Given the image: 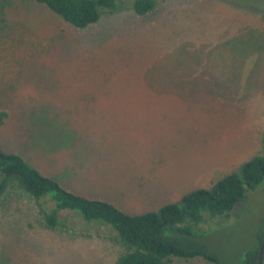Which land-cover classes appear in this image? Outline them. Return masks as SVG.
<instances>
[{"label":"rangeland","instance_id":"374dc122","mask_svg":"<svg viewBox=\"0 0 264 264\" xmlns=\"http://www.w3.org/2000/svg\"><path fill=\"white\" fill-rule=\"evenodd\" d=\"M154 2L136 15L131 0H115L114 11L75 28L34 0H0V148L127 214L175 202L264 156V55L244 60L241 74L248 67L250 75L241 88L249 91L234 105L202 101L197 64L178 93L143 81L155 60L179 58H156L177 40L215 38L229 58L233 31L248 46L264 38V0ZM74 213L59 211L46 226L33 198L9 180L0 193V264H112L123 251L115 232ZM192 229L219 264H241L264 231V179L228 215L204 213Z\"/></svg>","mask_w":264,"mask_h":264},{"label":"trees","instance_id":"16d2710c","mask_svg":"<svg viewBox=\"0 0 264 264\" xmlns=\"http://www.w3.org/2000/svg\"><path fill=\"white\" fill-rule=\"evenodd\" d=\"M34 1L75 28H84L94 23L102 12L110 13L116 8L115 0ZM154 4V0H131L130 7L134 14L142 15ZM263 48L262 36L250 46L251 52L261 55H264ZM6 115L5 110H0V123ZM0 175V193L9 180L14 182L33 198L48 227L57 224L59 211L63 210L75 212L85 221L108 225L115 232L114 239L123 247L112 264H170L168 256L201 257L219 264L192 227L203 221L204 213L208 216L228 215L235 203L264 179V156H251L236 171L221 175L209 187L194 188L175 202L138 214H127L109 202L74 194L41 174L19 154L1 148ZM261 236L254 249L244 251L241 264H256Z\"/></svg>","mask_w":264,"mask_h":264},{"label":"crops","instance_id":"0c3cea01","mask_svg":"<svg viewBox=\"0 0 264 264\" xmlns=\"http://www.w3.org/2000/svg\"><path fill=\"white\" fill-rule=\"evenodd\" d=\"M234 34L233 31V36H240ZM233 36L231 37L232 42L229 44V58L228 52H226V43L215 38L199 40L196 39L197 37H188L186 41L177 40L173 42L175 44L160 48L159 50H163L156 54V58L162 56L166 59L175 56L179 58L175 57L173 61L157 59L148 67L146 66L144 83L154 89L161 87L163 90L178 93L181 90L182 78L188 77V67L197 64L202 68V74L200 76L193 74L195 75L194 81L200 83L202 101L214 99L213 101L228 105L243 102L244 92L249 91V85L241 88L243 76L250 75L248 67L245 70L246 73L241 74L244 70L243 63L244 60L256 53L255 51L251 52L247 43L235 41L239 39H235ZM170 49L173 50L169 51ZM183 55L185 57H182Z\"/></svg>","mask_w":264,"mask_h":264},{"label":"water","instance_id":"95a60500","mask_svg":"<svg viewBox=\"0 0 264 264\" xmlns=\"http://www.w3.org/2000/svg\"><path fill=\"white\" fill-rule=\"evenodd\" d=\"M264 254V231L260 238L258 248H257V257H256V264H261L262 255Z\"/></svg>","mask_w":264,"mask_h":264},{"label":"flooded vegetation","instance_id":"af4514ba","mask_svg":"<svg viewBox=\"0 0 264 264\" xmlns=\"http://www.w3.org/2000/svg\"><path fill=\"white\" fill-rule=\"evenodd\" d=\"M264 263V254L262 255V261H261V264Z\"/></svg>","mask_w":264,"mask_h":264}]
</instances>
